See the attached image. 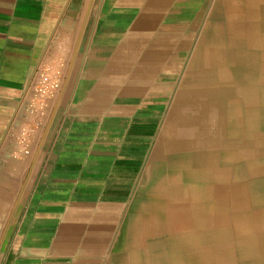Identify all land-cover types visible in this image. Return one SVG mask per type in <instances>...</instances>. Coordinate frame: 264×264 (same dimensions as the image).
<instances>
[{
	"label": "crops",
	"instance_id": "1",
	"mask_svg": "<svg viewBox=\"0 0 264 264\" xmlns=\"http://www.w3.org/2000/svg\"><path fill=\"white\" fill-rule=\"evenodd\" d=\"M198 58L215 76L210 59L231 61L241 84L209 81L247 109L264 0H0V264H125L137 221L162 217L216 149L212 116L164 130ZM43 64L58 86L40 99ZM261 112L232 121L231 153L262 158Z\"/></svg>",
	"mask_w": 264,
	"mask_h": 264
},
{
	"label": "bare ground",
	"instance_id": "2",
	"mask_svg": "<svg viewBox=\"0 0 264 264\" xmlns=\"http://www.w3.org/2000/svg\"><path fill=\"white\" fill-rule=\"evenodd\" d=\"M203 61L198 58L191 62L166 131H174L181 122L189 126L183 132L202 133L208 124L205 118L212 116L218 134L214 140L216 149L201 148L196 154L192 174L185 175L181 199L163 203L162 217L137 221L130 240L132 252L129 259L122 261L125 264H264V134L255 139L254 125L249 123L253 126L249 144L262 150V158L258 159L231 153V144L241 138L226 137L233 120L250 119L264 109V72L243 71L253 81L250 88L255 99L245 109L237 106L238 97L227 102L224 91L213 87L209 78L214 73L208 75ZM209 61L214 69L227 68L216 71V83L228 84L231 79L242 83L243 75L229 59ZM234 127L242 130L239 125ZM236 165L243 166L244 171H237ZM193 174L199 178L189 179ZM254 180L258 184L253 186Z\"/></svg>",
	"mask_w": 264,
	"mask_h": 264
},
{
	"label": "built area",
	"instance_id": "3",
	"mask_svg": "<svg viewBox=\"0 0 264 264\" xmlns=\"http://www.w3.org/2000/svg\"><path fill=\"white\" fill-rule=\"evenodd\" d=\"M58 86V82L51 76L49 72V65L43 64L36 72L32 89L37 92L40 99L47 96L49 93L54 91Z\"/></svg>",
	"mask_w": 264,
	"mask_h": 264
},
{
	"label": "rangeland",
	"instance_id": "4",
	"mask_svg": "<svg viewBox=\"0 0 264 264\" xmlns=\"http://www.w3.org/2000/svg\"><path fill=\"white\" fill-rule=\"evenodd\" d=\"M263 122H264V119H263ZM166 124H167V121H166ZM165 124V127H167V125ZM166 128H164V130H165Z\"/></svg>",
	"mask_w": 264,
	"mask_h": 264
}]
</instances>
